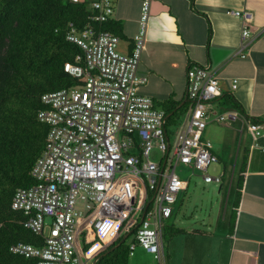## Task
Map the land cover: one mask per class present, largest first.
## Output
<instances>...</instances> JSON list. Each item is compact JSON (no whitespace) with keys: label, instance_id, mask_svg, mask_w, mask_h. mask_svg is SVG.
<instances>
[{"label":"built area","instance_id":"built-area-1","mask_svg":"<svg viewBox=\"0 0 264 264\" xmlns=\"http://www.w3.org/2000/svg\"><path fill=\"white\" fill-rule=\"evenodd\" d=\"M67 1L85 3L89 11L84 28L69 21L65 29V38L82 51L76 57L82 63L64 64L78 81L41 95L43 107L36 115L47 125L44 146L30 169L33 183L17 187L10 205L24 215L23 225L43 240L41 245L17 241L9 250L35 258L34 264H89L127 234L129 255L140 246L161 261L164 221L187 186L176 166L200 171L205 182L223 183L221 174L207 173L219 159L203 137L206 104L221 94L218 77L210 64L188 63V106L172 143L166 112L138 91L146 81L138 66L150 0L141 2L140 28L128 52L119 50L117 34L96 31L92 25L111 19L114 0ZM227 13L241 21L234 55L245 56L255 36L250 29L253 12L244 7ZM236 82L233 78L231 88ZM247 126L253 146L264 151V144L257 142L260 125ZM153 147L161 153L158 161L149 157Z\"/></svg>","mask_w":264,"mask_h":264},{"label":"crops","instance_id":"crops-1","mask_svg":"<svg viewBox=\"0 0 264 264\" xmlns=\"http://www.w3.org/2000/svg\"><path fill=\"white\" fill-rule=\"evenodd\" d=\"M141 2L114 0L111 20L121 24L120 51L131 50L133 36L140 28ZM193 5L195 11L189 0H150L138 66L146 81L138 91L164 111L161 105L165 100L178 103L176 108L185 103L181 108L186 110L188 63L210 64L215 69L221 94L206 104L208 118L203 137L211 142V150L221 163L222 192L215 210L211 202L206 204H210L207 218L197 219L192 214L191 205L199 211L204 204L198 207L194 195L184 205L188 212L183 213L184 220L175 223L171 218L174 204L167 220L163 259L156 261L137 246L140 248L133 249L127 264H264V151L253 146L247 128L253 118H260L262 136L257 142L264 144V0H194ZM244 7L253 12L250 29L255 36L245 49L247 54L240 56L234 52L242 24L227 10ZM233 78L237 79L235 88H231ZM225 95H232L240 107L227 103ZM216 115H223V119L214 120ZM244 154L247 161L241 171ZM199 175L203 183H210ZM239 175L243 182L235 204ZM187 187L188 182L182 191ZM233 213L235 219L231 221ZM96 255L88 260L89 264Z\"/></svg>","mask_w":264,"mask_h":264},{"label":"trees","instance_id":"trees-1","mask_svg":"<svg viewBox=\"0 0 264 264\" xmlns=\"http://www.w3.org/2000/svg\"><path fill=\"white\" fill-rule=\"evenodd\" d=\"M194 0H189L195 11ZM202 14V13H201ZM89 11L85 3L67 0H0V264H34L35 258L12 253L9 246L17 241L42 244V235L23 225L24 215L11 208L14 190L33 183L30 169L40 154L47 133V125L37 119L43 107L41 95L78 81L64 70L66 62L82 63L80 47L65 38V29L72 21L78 29L86 26ZM204 15V14H203ZM96 31L109 30L121 35V24L114 20L93 23ZM208 24L207 38L210 36ZM120 37V36H119ZM227 103L240 107L232 95H225ZM165 100L162 107L167 124L176 106ZM176 108V111H175ZM244 113V112H243ZM260 118L251 121L261 122ZM247 161L243 155L240 169ZM243 177L236 181L237 204ZM235 213L231 214L234 221ZM181 231L180 228H176ZM122 236L97 255L95 264H127L128 239ZM87 244H84V248Z\"/></svg>","mask_w":264,"mask_h":264},{"label":"rangeland","instance_id":"rangeland-1","mask_svg":"<svg viewBox=\"0 0 264 264\" xmlns=\"http://www.w3.org/2000/svg\"><path fill=\"white\" fill-rule=\"evenodd\" d=\"M179 112L176 114V116H173L171 119L170 123L167 124L169 127L168 134L170 136V141L172 143L174 142V132L176 129H179L182 126V123L185 121V116H186V110L184 108H181L178 110ZM177 117V118H176ZM234 151V150H231ZM160 151L156 148L153 147L152 150L150 151L149 157L155 161H158L160 158ZM221 163H213L210 164L209 167L207 168V173L215 175V174H221ZM176 174L183 180H187L188 182V187L185 191H181L177 199L175 201L174 205V212L172 214V219L174 220L175 223H178L179 220H184L182 219L183 213H188L187 211L185 212L184 205H187L189 200L193 199L194 195L197 197V204L198 207L202 204V210H194V205H191V210L193 211V215L197 216V219L200 217H206L207 218V213L209 212L210 209V204L206 205L211 202V207L213 210L216 209V204L219 200L220 192L219 191V183L217 182H210V183H203L201 177L199 174L200 171H192L191 168H188L182 164H178L175 168ZM228 179V178H227ZM227 187V184L225 185ZM183 202V204L181 203ZM194 202V200H193ZM192 202V203H193ZM179 209V211H177ZM212 211V210H211ZM170 218V219H171ZM211 218V217H210ZM212 219V218H211ZM168 220V219H167ZM165 220L164 227L162 228V239H163V244L166 242L168 236V227L167 223L168 221ZM197 227V226H196ZM130 238V237H129ZM140 247H136L135 250H137ZM144 249V248H143ZM152 256V255H151Z\"/></svg>","mask_w":264,"mask_h":264},{"label":"water","instance_id":"water-1","mask_svg":"<svg viewBox=\"0 0 264 264\" xmlns=\"http://www.w3.org/2000/svg\"><path fill=\"white\" fill-rule=\"evenodd\" d=\"M142 218V217H141ZM127 234H125L122 238H121V241H123L125 238H126ZM92 264H95V261L92 262Z\"/></svg>","mask_w":264,"mask_h":264},{"label":"bare ground","instance_id":"bare-ground-1","mask_svg":"<svg viewBox=\"0 0 264 264\" xmlns=\"http://www.w3.org/2000/svg\"><path fill=\"white\" fill-rule=\"evenodd\" d=\"M255 123V122H254ZM258 124V123H257ZM260 125V124H259ZM94 247H97L96 244H94Z\"/></svg>","mask_w":264,"mask_h":264}]
</instances>
